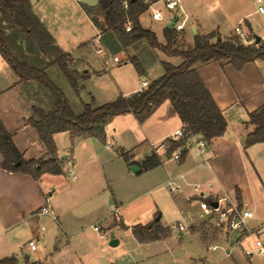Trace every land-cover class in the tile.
Segmentation results:
<instances>
[{"label": "rangeland", "instance_id": "1", "mask_svg": "<svg viewBox=\"0 0 264 264\" xmlns=\"http://www.w3.org/2000/svg\"><path fill=\"white\" fill-rule=\"evenodd\" d=\"M181 1L185 15L189 18L184 31L179 33L184 37H179L183 42L181 49L193 48L195 30L199 36L215 30L213 33H218L221 40L229 41L237 40L235 29L239 26L247 36L261 38L264 45V17L256 14L255 0ZM32 13L47 30L54 44L63 54H69L75 68L79 69L80 74L75 77L78 88L74 89L59 67L45 66L50 80L64 93L76 115H81L86 105L97 109L114 102L116 91L113 79L121 83L124 90L134 86L141 87V81L145 79H138L132 64L119 69L113 64L110 54L115 53L113 49L118 44L112 35L103 33L104 31L91 20V15L99 17V10L87 12L78 0H37V3L32 5ZM98 20L101 22L100 18ZM140 24L144 29L155 33L160 43H166L164 30L168 24L153 21L148 12L140 16ZM98 51H102L106 55L105 59L110 60V74L104 73L101 78L91 76L88 80L78 79L85 75L86 71L92 72V69L105 71ZM35 53L39 55V61L49 62L50 56H45L40 50ZM157 54L158 60L148 62L147 58L144 59L149 82L163 75L161 61H167L174 66L183 62L180 57L168 59L160 52ZM22 60L36 68L44 66V63L37 61L32 54H27ZM255 64V67H250L244 73L231 71L228 83L234 86L235 93L231 86L228 90L233 92L235 100L236 92L240 94L241 90L248 91V80L259 75V72L264 76L263 61L257 60ZM13 74L0 56V87L10 83L11 79L16 81ZM239 81L246 82L244 88H240ZM32 85V88L27 89L28 92L24 91L25 88L17 87L0 97V120L15 136L17 147L23 151L26 149V158L47 161L50 157L39 144L35 130L27 125L25 120L35 117L33 107L45 112L52 111L53 99L44 88L36 83ZM250 90L251 94L258 93L257 89ZM161 112L159 108L144 124H139L133 115L115 119L107 128L105 142L98 139L72 141L68 133L55 137V160L57 165L62 167L63 174L57 177L42 175L40 182L44 188L51 184L54 202L73 208L72 215L78 213L81 217L75 219V223L67 224L64 233L56 230L58 226L53 220L44 219L40 224L36 253H32L28 248L31 236L27 232L18 234L11 250L20 262L25 263V256H29L30 262L38 264H157L161 259H167L168 264H264V255L255 253L252 257H247L244 254L246 249L253 250L257 240L264 243L263 228L258 234H250L244 239L240 238L239 230L227 235L223 231H217L215 237L208 238L210 242L221 240L215 243L203 242L192 231L193 227L202 222L198 216L201 199L195 197L193 205L188 206L181 199H177L178 195L168 191L165 186L168 175L175 176L180 171L173 160H168L160 153L162 162H165L163 166L134 174L128 162L120 156V148L130 151L136 161L143 159L142 153H149L145 134L149 133L153 137L161 135ZM243 114L244 120L249 123L244 109L237 117L242 118ZM251 129L249 127L246 131L243 128L240 133L247 135L244 136L241 147L238 145L239 156L235 155L233 150L229 155L228 146L219 148L221 155L227 153L231 160H225L228 155L221 157L222 159L217 158L212 161V167L219 171L224 181L244 182L242 206L253 214V219L248 220L246 225L250 230H257L264 225V151L262 145L254 146L250 151L245 149L244 144ZM107 145L112 146L109 151L106 150ZM160 146L161 141L155 143V148ZM151 148L154 152V148ZM64 157L67 159H63ZM201 186L206 195L209 192L216 194L218 191L217 184L213 181L202 183ZM221 196L228 197L239 208L235 191L222 193ZM227 205L228 202H219L220 209ZM160 216L161 224L167 228L171 224L182 223L186 228L184 235L181 237L177 230L170 229L171 234L167 239L155 244L140 245L133 237L131 229H108L113 220L123 221L131 228L136 225L147 226ZM69 221L74 219L69 217ZM112 235L119 241L116 247L109 245ZM0 245L5 243L0 242ZM213 246H216L217 250L212 251L210 247Z\"/></svg>", "mask_w": 264, "mask_h": 264}, {"label": "trees", "instance_id": "2", "mask_svg": "<svg viewBox=\"0 0 264 264\" xmlns=\"http://www.w3.org/2000/svg\"><path fill=\"white\" fill-rule=\"evenodd\" d=\"M156 1V0H154ZM127 5V9L124 7ZM87 12L99 10V17L91 15V20L105 33L110 34L118 44L113 52L135 50L136 46L145 43L151 50H158L169 58L180 57V66L163 62L164 75L153 81L144 93H136L129 97L120 96L112 103L93 109L86 105L81 115H76L69 105L64 93L50 80L46 73L48 66H57L69 84L78 88L74 71L70 69L72 58L63 54L54 44L47 30L32 13L30 0H0V56L20 79L22 84L36 83L44 88L52 97L54 109L45 112L33 107L35 117L27 120L38 136L39 144L46 151L49 160H25L24 155L13 142V135L0 120V153L2 155L1 168L8 174L21 173L39 181L42 175H62L63 170L57 165L55 155L57 147L54 137L57 134L69 133L73 136L94 138L101 142L106 140V129L119 117L133 115L139 124H144L159 108L169 104L183 125H187L186 138L180 142H166L169 144L167 158L180 150L181 160L186 155L182 150L190 144L191 138L199 137L212 145L226 135L228 124L221 109L206 88L199 76L198 69L211 63L231 66L236 72H241L246 65L257 60L264 62V45L245 46L239 40H218L220 35L211 33L206 36H194V46L189 50L180 48L183 42L182 32L174 29L164 30L166 43L161 44L155 33L144 29L140 24V16L147 12L148 5L143 0H99L96 8L82 5ZM101 19V22L98 19ZM101 24H100V23ZM130 24L131 31L127 32ZM42 51L45 56L53 57L49 62L39 61L35 52ZM27 54L40 63L42 68H36L22 60ZM137 74L143 77L145 69L138 57H127ZM33 86V85H32ZM248 126L252 128L245 141V149L257 144H264V105L249 114ZM126 162L127 154L121 155ZM160 155L153 152L142 165V171L147 172L162 164ZM51 166V167H50ZM239 208H243L242 193L235 190ZM204 201L211 204L212 200ZM123 229H131L133 236L140 243H151L168 236V229L161 227L159 217L147 225H136L131 228L122 225ZM0 264H18L15 256L0 260Z\"/></svg>", "mask_w": 264, "mask_h": 264}, {"label": "crops", "instance_id": "3", "mask_svg": "<svg viewBox=\"0 0 264 264\" xmlns=\"http://www.w3.org/2000/svg\"><path fill=\"white\" fill-rule=\"evenodd\" d=\"M195 32H196L195 35L198 34V31L195 30ZM213 32H216V31L214 30L212 32H205L201 36H206ZM261 43L263 44L262 41ZM157 52H160V51L151 50L147 47L145 43H142L136 46L135 50L128 49L126 52L121 50V51H116L115 53H111V54L109 53V54L112 57L111 60L113 64L118 69L121 67H127L130 64L127 62L128 56L138 57L140 61L143 63V66L145 69V74L143 77H140L137 74L138 79L144 78L145 80H147L148 68L144 64V59L147 58L148 62L155 61L156 59L158 60L159 56ZM160 53L163 54L162 52ZM98 56L103 60V63L105 65V71L104 72L96 71L95 69H92V72L86 71L85 75H82L81 78H78V79L88 80V78H90L91 76H94L95 78H101L104 73L110 74V71L108 70V67L110 66L108 63L110 60L105 59L106 55L102 51H98ZM167 58L172 59L169 57ZM163 62H167V61L163 60L161 61V64ZM256 62L257 61L246 65L243 71L241 72H236L231 66L226 65V64H220V63L202 66L198 69L199 76L201 77L206 88L209 90L215 102L217 103L218 107L221 109V111L223 112L225 116V119L228 124V130L225 136L215 141L212 145H207V149L205 150L204 153H201L198 150V148L194 146L195 143L200 140L199 137H195L194 139L191 140L190 144L186 145L185 148L182 149V150H186V155L182 158V160H180V162L174 161L178 165L180 171L175 176H171L169 174L168 179L165 182V186L170 178H178L179 176L183 175L184 181H185L184 193L183 195H178L177 199H181L188 206H192L194 198L197 197L196 192L194 191L192 185L202 184V183H206L210 181H213V183L215 182L217 184L218 191L216 194L209 192L208 195H206V193L204 192L205 199L208 198L216 203H219L223 199L221 196L222 193H227V192H231V191H235L236 189H239L242 193V201L244 202V192H245L244 182L243 181H240V182L224 181L223 178L220 176L219 171L217 169H214V167H212V161H214L217 158L222 159L221 157L223 158L227 157V155L230 152H232V150L235 155L237 156L240 155L239 154L240 148L238 147V145H240L241 147L243 141L245 140L244 136L247 135L246 133L244 135H241L240 133H242L241 131L243 130V128L247 131L249 126L247 125L248 122L244 120L245 115L243 114V117L240 118V117H237V114L240 113L241 110L244 109L245 114L247 115L249 119L250 113L255 112L256 110H258L264 105V76H262L260 72H259V75L254 76L253 78L250 79V81L249 80L247 81L249 83L248 84L249 89L247 92L243 90H241L240 94L239 92L238 93L236 92L237 94L236 100H235V97L232 95L233 92L235 93V88L233 85L228 83L229 76L232 74V72L239 73V74L244 73L250 67H255ZM73 66H74V62L72 60V62L70 63V69L74 71L77 77V75L80 74L79 69L75 68L76 66L74 67ZM13 75L16 81H12L13 79H11L10 83H7V85L5 86L3 85L4 87H0V97L6 92H11L15 90L17 87L22 88V89L25 88L24 90L25 92H28L27 89L29 90L30 88L33 87L32 84L20 83V79L15 74ZM142 82L143 81H141L140 85H142ZM113 83H114L115 91H116V99H118V97L120 96L129 97L131 95H134L138 93L139 89L141 88V87L139 88L137 86H134V87H130L127 90H124L123 85H121V83L116 82L114 79H113ZM149 83L151 84L152 82H149ZM245 83H246L245 81L243 82L239 81L240 88H244ZM229 86H231L233 89L232 90L233 92L231 93L228 90ZM250 88H252L253 90L257 89L258 93L251 94ZM161 110H162L161 112V135L159 137H153L149 133L145 134V138H146L145 144L147 147H149L148 149L149 153H146V154L142 153L143 154L142 157L144 156L143 159H140V161H136L135 159H133L134 155H131L130 151H127L125 148H120L121 153L127 154L128 157L130 158L127 163L128 166L130 168L131 167L140 168V172L134 173V174L144 173V171H142L143 170L142 165L145 162V160L153 154L151 145H155V143L160 142V141L162 144V142L170 134L176 132L177 130L183 127L182 122L179 121L180 119L176 116L175 112L173 111L172 107L169 104L163 105L161 107ZM27 120H25L26 124H27ZM4 126L6 127L5 124ZM57 135H55V137ZM68 135L70 136L72 141H81V140L85 141L88 139L90 140L94 139V138L73 136L69 133ZM55 137H54V141H55ZM13 142L15 146L17 147V144L15 142V136H13ZM257 145H262L263 147L262 149L264 151V144H257ZM227 146L229 147L228 149L229 152H227L228 154L226 153L225 155H221L219 148L224 149V147H227ZM253 147L247 150L250 151ZM111 148H112L111 145L110 147L109 145L106 146V150L108 151ZM17 149L24 155L25 160L34 159L32 157L26 158L27 153H26L25 148H24V151L20 150L18 147ZM229 155L227 158H225V160L227 159L228 161L231 160ZM63 159L66 160L67 157H64ZM2 160L3 158L0 153V242L5 243V245H2V246L0 245L1 246L0 260L11 257V256H15L12 253L13 251L11 250V248H13L14 245L12 243L16 240L15 238L18 234L27 232L31 236V239L28 241V248H29V242H31L32 240L37 241V239H39V236H40L39 234L40 224L42 223L44 219L53 220L54 223H56V225L58 226L56 230H58V232L64 233L66 232L65 227L67 224H69L70 222L75 223L76 222L75 219L78 220L81 217L79 216L78 213L72 215L73 208L71 207L69 208V206L67 205L58 204V202L57 203L54 202L55 198L52 197V194L54 192L52 191L51 184H48L47 188H44L40 182L41 178L39 181H35L29 175H24L21 173L8 174L1 168ZM164 163L165 162H163L161 166H163ZM47 175H51V174H47ZM51 176H55V175H51ZM214 196L217 198H215ZM43 209L49 210L50 214L48 215L43 214ZM244 209H247V208H244ZM55 214L57 216H55ZM114 216L116 217V214ZM69 217L73 218L74 221L68 222ZM160 220H161V216L159 217V221ZM201 221L202 222L196 225V227L192 228V231L195 234H197L203 242L215 243V242L221 241V240H218V241L210 242L208 238L215 237V233L217 231L218 232L220 231L214 228L213 224L205 222L203 220ZM160 224H161V221H160ZM122 225L126 226L123 221L117 222L116 220H113L112 224H110L108 229L109 230H113V229L119 230L121 228L123 229ZM161 227L169 230L168 236L166 238H163V239H167L170 236L171 231L169 228L163 226L162 224H161ZM177 232L179 233V236L182 237L186 231L182 233L177 230ZM163 239H160L155 242L143 244V243H140L135 238V240L140 245L155 244V243L162 241ZM42 242L44 243L46 242L44 238H42ZM59 242L60 243L62 242L61 238L59 239ZM30 251L32 253H36L38 252V247L36 251H32L31 249ZM229 253L230 251L228 250L227 254ZM17 260H18V264H38V263L30 262L29 256H25V263L20 262L18 258ZM157 262H158L157 264H168L167 259H163V260L161 259Z\"/></svg>", "mask_w": 264, "mask_h": 264}, {"label": "built area", "instance_id": "4", "mask_svg": "<svg viewBox=\"0 0 264 264\" xmlns=\"http://www.w3.org/2000/svg\"><path fill=\"white\" fill-rule=\"evenodd\" d=\"M145 4L148 5L147 12L151 16L152 20L155 22H165L166 24H170L171 22L175 21V24L172 29H174L177 32H183L187 22L189 21L188 16L185 15L184 6L182 4L181 0H143ZM254 5L256 7V14L264 17V0H255ZM124 7L127 9V5L124 4ZM183 17V21H181V18ZM127 32L131 31L130 24L127 26L126 29ZM236 37L237 39L243 43L245 46H253L256 45V41L254 37L247 36L241 29V27H237L235 29ZM150 86V83L147 80H144L142 82L141 88L139 89L138 93H144L148 87ZM188 126L183 125V127L176 132L170 134L161 144L159 148H155V145H151L154 148V153L160 155H163L165 158H167L168 150H169V144L166 142H180L181 140L186 138V131ZM191 140L194 139L192 135H189ZM195 146L198 148V150L201 153H204L207 149V143L203 140H199L195 143ZM110 147V145H109ZM168 159V158H167ZM175 162H180L181 160V152L180 150L174 152L170 159ZM166 186L168 188V191L173 195H183L184 193V176L181 175L178 178H170L168 182L166 183ZM194 191L196 192V196L201 199L198 206V216L201 220L213 224L214 228H216L219 231H223L228 234L233 233L234 231H240V238L244 239L248 237L250 234H258L257 232L264 229V225L257 229V230H250L246 223L248 220L253 219V214L248 209H239L237 204L234 202H231L229 198H223L221 201L228 202V205L224 207L223 209H220L218 206L217 209L212 207V203H216L212 201L211 204L207 203L204 198V191L202 190L201 184H195L192 185ZM211 189L212 187L209 186ZM219 205V203H218ZM43 214H50L49 210L43 209ZM169 229L178 230L179 232H185L186 228L182 223L177 224H171ZM263 228V229H262ZM97 230V228H94ZM240 239V240H241ZM240 243V242H239ZM29 248L32 251H36L37 249V241L32 240L29 242ZM212 251L217 250L216 246L210 247ZM255 253H259L261 255H264V243L260 240H257L253 245L252 249H246L244 251V254L247 257H252Z\"/></svg>", "mask_w": 264, "mask_h": 264}, {"label": "water", "instance_id": "5", "mask_svg": "<svg viewBox=\"0 0 264 264\" xmlns=\"http://www.w3.org/2000/svg\"><path fill=\"white\" fill-rule=\"evenodd\" d=\"M31 5H35L37 3V0H30ZM78 3L80 5H84L87 6L89 8H96L99 5V0H78ZM175 24V21L171 22L170 24H168L167 29L172 30L173 26ZM194 33H196L194 31ZM218 40H221V38H218ZM255 41H256V45H259L261 42V38L259 37H255ZM131 172L133 173H139L140 172V168L138 167H131ZM213 208L217 209L218 208V203H212L211 204ZM119 244V241L117 239H115V236L112 235L109 245L111 247H116Z\"/></svg>", "mask_w": 264, "mask_h": 264}]
</instances>
